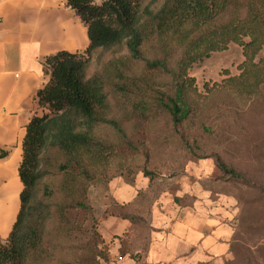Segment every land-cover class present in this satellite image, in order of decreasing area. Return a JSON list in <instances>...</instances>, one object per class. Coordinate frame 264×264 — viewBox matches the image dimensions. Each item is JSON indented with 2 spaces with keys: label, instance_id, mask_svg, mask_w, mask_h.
<instances>
[{
  "label": "rangeland",
  "instance_id": "374dc122",
  "mask_svg": "<svg viewBox=\"0 0 264 264\" xmlns=\"http://www.w3.org/2000/svg\"><path fill=\"white\" fill-rule=\"evenodd\" d=\"M102 1L93 0L97 5ZM163 2L142 0L141 9L156 12ZM155 55L154 39L142 45L137 60L124 44L98 49L86 74L111 70L108 64L118 61L133 83L147 80L169 91V77L144 66ZM243 61L242 48L230 43L193 65L189 76L196 90L190 96V116L178 126L157 107L145 115L136 113L130 102L108 90L107 117L119 131L107 124L94 129L110 156L108 165L85 183V208L73 204L74 196L64 189V155L45 149L33 200L48 210L43 250L27 264H163L157 255L152 260L145 256L143 244L149 223L154 236H162L157 228L165 221L168 235L178 223H200L205 240L193 242L190 258L164 264H264V82L255 94L241 85L229 86ZM253 62L264 63V47ZM214 155L253 184L225 177L215 167ZM88 169L94 168L88 164ZM69 171L77 173L71 167ZM123 188L135 198L122 196ZM122 216L131 217L127 221L133 225L122 228ZM136 242L141 251L133 253Z\"/></svg>",
  "mask_w": 264,
  "mask_h": 264
},
{
  "label": "trees",
  "instance_id": "16d2710c",
  "mask_svg": "<svg viewBox=\"0 0 264 264\" xmlns=\"http://www.w3.org/2000/svg\"><path fill=\"white\" fill-rule=\"evenodd\" d=\"M141 1L103 0L97 5L93 0H66L86 27L89 45L83 52L59 51L42 63L49 79L36 97L38 107L46 112L33 115L25 129L18 168L23 186L19 210L8 238L0 240V264H27L43 250L48 210L40 203L34 205L33 200L45 149L64 155V189L74 196L73 204L85 208V183L99 167L108 165L110 156L95 139L94 129L107 124L119 131L118 124L107 117L108 90L130 102L136 113L145 115L157 107L178 126L190 116V96L196 90L189 70L211 53L226 50L230 43L242 48L244 61L240 75L228 79L229 86L241 85L247 93L255 94L264 82V63L253 62L264 47V0H164L156 12L141 9ZM152 39L157 55L144 66L168 76L169 91H161L147 80L133 83L121 69L124 63L118 61L108 64L111 70L106 67L87 77L96 50L124 44L130 58L137 60L142 45ZM6 156L7 152L0 150V158ZM213 160L225 177L253 184L217 155ZM88 164L94 169H88ZM69 167L77 173H71ZM121 218L132 221L131 217Z\"/></svg>",
  "mask_w": 264,
  "mask_h": 264
},
{
  "label": "crops",
  "instance_id": "0c3cea01",
  "mask_svg": "<svg viewBox=\"0 0 264 264\" xmlns=\"http://www.w3.org/2000/svg\"><path fill=\"white\" fill-rule=\"evenodd\" d=\"M88 45L86 27L66 0H0V150L7 152L0 158L1 241L8 238L19 210L23 186L18 168L25 129L33 115L42 113L36 93L49 79L42 63L59 51L83 52ZM121 190L122 196L135 198L128 190ZM194 223H178L168 235L170 227L165 221L156 229L163 235L154 236L155 227L150 222V234L143 244L145 256L152 260L157 255L163 264L180 256L190 258L193 242L205 240L201 224ZM132 225L122 220V228ZM132 247L133 253L141 251L138 242Z\"/></svg>",
  "mask_w": 264,
  "mask_h": 264
}]
</instances>
